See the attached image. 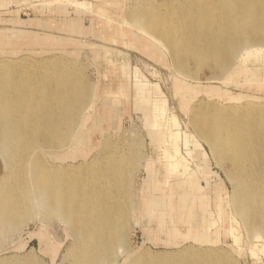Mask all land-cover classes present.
Masks as SVG:
<instances>
[{"label": "bare ground", "instance_id": "6f19581e", "mask_svg": "<svg viewBox=\"0 0 264 264\" xmlns=\"http://www.w3.org/2000/svg\"><path fill=\"white\" fill-rule=\"evenodd\" d=\"M10 2L19 1L0 0V7ZM43 2L48 8L55 2L60 5L70 2L79 11L95 12L105 23L103 34L108 33L109 40L116 38L120 32L117 36L122 38L123 44L147 54L156 49L167 52L176 67L181 60L195 57L205 64L215 65L226 79L231 80L236 74H249L251 70L246 68L249 63H264V0H184L180 3L164 0L160 4L150 2L147 8L137 3L127 12L123 0ZM92 2H95L94 11ZM59 26L71 31L75 29L79 33L83 31L78 24ZM36 44L42 45L46 52L52 47H63L50 37L24 33L9 35L0 31L1 48ZM106 51L111 53L110 49ZM62 57L49 55L39 60L28 56L14 60L0 59V150L11 166L9 174L4 175L7 177H0V241L16 224L31 220L38 210L44 209L43 216L60 217L71 226L72 235L78 238V244L69 251L75 264H116L110 261L126 248L125 234L129 221L138 219V215L132 216L128 194L130 176L126 168L132 162V156L126 152H112L69 166L50 164L38 151L40 148H58L66 144L72 134V126L78 124L81 128L83 123L81 129H84V133H77L72 142V151L86 156L93 144L92 134L101 128L103 120L114 121L111 113L120 104L113 102L116 97L113 92H110L112 96H108V92L104 91L103 102L98 106L96 99L102 97L98 96L101 89L87 82L75 61ZM118 69L120 76L116 75L114 69L113 77L120 82L114 85L118 90L122 86L124 91L121 95L126 96L129 86L121 83L130 77L126 62ZM255 71H251L253 75ZM141 76L135 69L133 106L135 110L143 112L145 124L151 129V139L162 147L157 162L152 157L149 162L160 165L161 173L165 175L164 179L159 180V177L154 186L155 191L162 194L157 197L161 204L150 193L145 196L144 209L149 212L151 208H161L164 216V206L166 212L172 207L179 208L178 215H166L170 226L163 227L165 243L177 245L184 240L187 230L181 228L180 223L192 224L194 219L198 221L197 213L201 215L203 202L195 193L204 192L191 176L186 175L190 173L188 159L193 161L198 158L205 163V167L199 170L200 174L205 177L213 175L207 167L209 157L200 143L203 140L217 162H229L231 170L228 177L235 182L236 189L231 198L232 214L224 219L229 225L222 229L223 233L232 237L238 245L240 234L235 215L239 216L248 234L263 240V245L248 244L250 255L257 256L258 252L264 254V177L260 182L256 181V175L264 170V105L258 102L220 104L201 99L190 104L191 97L202 90L180 85L183 100L188 102L183 107L191 116L195 130L193 135L183 134L187 155L183 157L179 154L178 119L171 114L168 117L171 130L162 131L168 114L166 99L157 84L143 80ZM90 109H95L96 118L88 124L89 113L84 111ZM95 121L100 123L98 127L94 125ZM100 143L102 149H106L110 144L108 135ZM73 152L64 157H72ZM148 172L150 176L152 171ZM175 177L183 178L170 183ZM217 178L220 187H215V192H221L222 183ZM166 185H170L167 190ZM145 187L150 190L149 186ZM206 188L212 190L209 184ZM189 197L191 203L188 204ZM215 203L217 213H211L208 220V227L211 228L191 227L189 237L193 240L208 243L217 238L219 231L215 235L211 229L221 217L220 199ZM39 235L43 237L42 233ZM212 235L215 237L212 238ZM238 250H241L239 246ZM179 257L154 256L149 249H145L123 264H235L231 257L218 249L186 250ZM14 264L36 262L31 260Z\"/></svg>", "mask_w": 264, "mask_h": 264}, {"label": "rangeland", "instance_id": "374dc122", "mask_svg": "<svg viewBox=\"0 0 264 264\" xmlns=\"http://www.w3.org/2000/svg\"><path fill=\"white\" fill-rule=\"evenodd\" d=\"M18 1L10 2L8 5L0 7V31H5L9 35L24 33L50 37L56 40V43L62 44L63 47H52L49 52H46L40 44L33 46L23 45L19 48L15 46L16 49L9 45L3 48L0 47V59L8 58L14 60L19 57L28 56L29 58L32 57V59L39 60V58L42 59L49 55L63 56L64 59L75 61L81 73L87 79V82L97 86L98 90L101 89L98 96L101 95L102 97L96 99L98 106L103 102L104 91L105 93L108 92V96H112L110 92H113L116 95L113 102H120L118 108L111 113V115L113 114L114 121L111 119L103 120L101 128L98 131L95 130L94 134H92L93 144L86 156H79L75 151H72V142L75 137L79 132L84 133V129H81L83 123L81 128L78 124L74 127L72 126V134L66 144L58 148L38 149L44 160L54 165L67 164L75 166L87 162L91 158H98L101 155L112 152H126V154L132 156V162L126 168L130 176L128 194L130 195L132 204V216L138 215V219L136 221L134 219L129 221L125 234L126 248L124 251L118 252L110 262L116 264L128 263L145 249H149V253L154 256L162 255L164 257L170 256L172 259H180L179 254L181 252L200 248L203 250H221L231 257L235 261V264H264L263 253L258 252L257 256L252 257L248 250L249 243L259 246L263 245V240L248 234L239 216L235 215L237 231L240 234L238 245L232 237L223 233L222 229L229 225L228 221H224V219L232 214L231 198L236 189L235 182L231 181L228 177L231 170L229 162H217L209 145L203 140H200V143L209 157L210 162L207 167L213 175L205 177L202 173L200 174L201 171L199 172V170L205 167L202 158L193 161L187 158L190 173L186 175L187 177L191 176L198 183L201 191L204 192V194L198 191L195 193L203 202L201 215L197 213L198 221L194 219L195 222L192 224L180 223L181 228L187 230L184 240L179 241L177 245L165 243L163 227L170 226L166 215L169 213L178 215L179 208L172 207L170 211L166 212L164 206L162 209L164 216L160 212L161 208H151L149 212L144 209L145 196L150 195V193L154 195L156 202L161 204L157 197H160L162 194L157 193L154 186L157 179L159 177V180L164 179L165 175L161 173L160 165L157 163L156 165L150 164L149 162L151 157L154 159L153 161L157 162V159L161 156L162 147L155 139V141L151 139V129L145 124L143 112L135 110L133 106L134 70L137 69L140 76L142 74L143 80L159 86L166 99L168 114L165 118L162 131L168 132L171 130V123L170 121L168 122V117L171 114H174L178 119V131L180 133V138L178 139L179 154L187 157L183 134L193 135L195 130L191 122V116L183 107L184 105H188V102L186 99L183 100V90H180V85L187 87L195 86L202 90L191 97L190 104L196 102L197 99H201L204 101L214 100L220 104L240 102L251 104L252 102H258L264 105V63H249L246 68L251 71L255 69L254 75L251 71L249 74L247 72L240 73L236 74L231 80L226 79L225 74L221 73L215 65L205 64V62H201L195 57H187L181 60L178 63V67H176L167 52H161L160 49H156L152 53L147 54L140 49L123 44L122 38L117 36L120 32L116 34V38L109 40V34H103L104 29L102 28L105 27V23L100 20L102 18L95 12L79 11L76 5L70 2L68 4L63 3V5L55 2L51 7L53 9H51L45 6L43 2H47V0ZM86 1L91 2L92 0ZM123 1L125 12H127L129 8L137 3L142 8H147L150 2L160 4L164 0ZM167 1L180 3L184 0ZM92 3V10L94 11L95 2ZM56 8L61 9L55 11L54 9ZM65 22L67 24L81 25L83 31L79 33L75 32V29L71 31L69 28L65 29V26H59L66 24ZM108 32L112 33L111 30H108ZM100 37L103 39H100ZM106 49H110L111 53L105 52ZM107 60H111V62L109 63ZM123 62H126L127 72L130 76L126 79L127 81L123 80L121 82L122 85L129 86L126 96L121 95L124 91L122 86L118 90L114 85V83H118L120 80L113 77L114 69H116V75L120 76L118 67ZM110 84H113L112 87H109ZM84 112L89 113L90 120L88 124H90L91 120L96 118V116L94 117L95 109ZM99 124L96 121L94 123L96 127ZM105 135H108L110 144L106 146V149H102L103 146L100 142ZM189 147L192 148L191 146ZM166 148L169 149L170 147L166 146ZM71 152H73L72 157L65 158ZM18 165H20V161ZM14 169L12 168V170ZM10 170L11 166L6 162L3 151L0 150V177L5 174L8 175ZM149 170L152 171L150 176ZM7 175L4 177H7ZM214 175H217L221 180V192H215V187L219 185L217 184L218 178ZM262 176L264 177V170L256 175V181L260 182ZM182 178L175 177L171 179L170 183ZM208 184L212 186V190L206 188ZM170 185H166L165 190ZM145 186H149L150 190H146ZM162 192L165 193V191ZM217 192H220V194H216ZM218 199L221 202V217L215 227L211 229V233L214 232L215 235L216 231H219V234L216 235L217 238L213 242L208 243L193 240L189 237L191 227H199L201 229L211 228L208 227V220L211 213H217L215 202ZM189 203H191L190 197ZM43 210H38L36 216L31 220L21 222V225L16 224L13 230L0 241V264L2 261L8 262L7 264H14L31 260H34L36 264H75L69 251L74 245L78 244V238L72 235L71 226L60 219V217L43 216ZM158 220L163 221L159 222ZM39 233H42V238ZM215 235L211 237L214 238ZM238 246L241 250H238Z\"/></svg>", "mask_w": 264, "mask_h": 264}]
</instances>
